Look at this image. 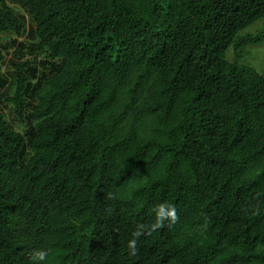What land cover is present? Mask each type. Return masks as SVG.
I'll return each instance as SVG.
<instances>
[{
	"label": "trees",
	"instance_id": "16d2710c",
	"mask_svg": "<svg viewBox=\"0 0 264 264\" xmlns=\"http://www.w3.org/2000/svg\"><path fill=\"white\" fill-rule=\"evenodd\" d=\"M263 42L264 0H0V264H264Z\"/></svg>",
	"mask_w": 264,
	"mask_h": 264
},
{
	"label": "clouds",
	"instance_id": "9594fccd",
	"mask_svg": "<svg viewBox=\"0 0 264 264\" xmlns=\"http://www.w3.org/2000/svg\"><path fill=\"white\" fill-rule=\"evenodd\" d=\"M29 32H25L20 38L17 39L18 42H21L24 36L27 37ZM25 37V38H26ZM21 39V41H20ZM27 39V38H26ZM261 45V44H260ZM153 222L149 226V230H158L165 226H172L178 220V214L176 208L170 203H159L152 208ZM140 232L138 231L136 235L138 236ZM137 240L135 238L129 241V250L131 254H135L137 251ZM50 253L47 249H37L32 252V261L33 264H46ZM92 264V263H91ZM97 264V263H96Z\"/></svg>",
	"mask_w": 264,
	"mask_h": 264
},
{
	"label": "rangeland",
	"instance_id": "374dc122",
	"mask_svg": "<svg viewBox=\"0 0 264 264\" xmlns=\"http://www.w3.org/2000/svg\"><path fill=\"white\" fill-rule=\"evenodd\" d=\"M16 12L19 13V10L15 9ZM262 23H263V20L257 22V23H254L253 25L249 26L244 32L247 33V34H252V33H257L261 28H262ZM26 36H24L23 40H26L25 38ZM21 41V39H20ZM6 47L7 49L9 50V54L6 55V64L5 66H9L10 65V61L12 59L14 60H19L20 58V49L19 47H15V46H10L9 42L7 43L6 42ZM243 52L245 53H249L253 58H255L257 60V63L259 65V70H261V65L264 64V42L261 44V45H258V46H249L247 48H245L243 50ZM26 56V55H25ZM24 56V57H25ZM233 51L230 52L229 54V57L230 58H233ZM1 110L3 112L4 115H6V118L9 120L10 123H13V120L11 119V108L10 106H5L3 103H1ZM15 129L18 130V127H15Z\"/></svg>",
	"mask_w": 264,
	"mask_h": 264
}]
</instances>
